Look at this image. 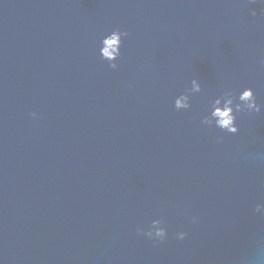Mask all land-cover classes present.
I'll return each instance as SVG.
<instances>
[{"label": "water", "instance_id": "1", "mask_svg": "<svg viewBox=\"0 0 264 264\" xmlns=\"http://www.w3.org/2000/svg\"><path fill=\"white\" fill-rule=\"evenodd\" d=\"M243 87L264 104L261 0H0V264H264V110L200 122Z\"/></svg>", "mask_w": 264, "mask_h": 264}, {"label": "clouds", "instance_id": "2", "mask_svg": "<svg viewBox=\"0 0 264 264\" xmlns=\"http://www.w3.org/2000/svg\"><path fill=\"white\" fill-rule=\"evenodd\" d=\"M264 2V0H261ZM252 15H256L255 11ZM129 35L127 30L114 28L100 37L98 55L101 60L107 61L112 69L118 68V60L122 55L121 48L124 38ZM202 91V84L197 77L190 81V87L180 92L174 98V108L176 110H187L191 107L192 94ZM264 110V104L258 103L252 87H243L239 90L231 88L224 90L209 101V107L201 118V124L209 127H216L223 132L235 134L239 131L237 124V114L244 112L248 114L260 113ZM35 117L37 114L32 112ZM222 140L218 138V142ZM254 211L264 216V202H258ZM193 223L197 221L192 217ZM137 232L149 238L153 243H161L168 237V230L164 226V221L160 218L152 219L145 227H138ZM175 237L183 240L187 233L185 231L176 232Z\"/></svg>", "mask_w": 264, "mask_h": 264}]
</instances>
